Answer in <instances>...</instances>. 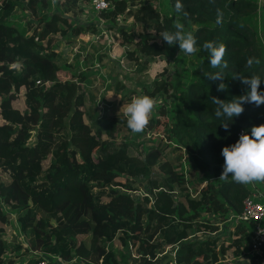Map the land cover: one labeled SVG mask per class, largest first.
<instances>
[{"label":"trees","instance_id":"16d2710c","mask_svg":"<svg viewBox=\"0 0 264 264\" xmlns=\"http://www.w3.org/2000/svg\"><path fill=\"white\" fill-rule=\"evenodd\" d=\"M85 1L89 2L57 0L62 12H47V0H0V171L9 176L7 181L0 178V221H8L4 202L17 211L29 243L23 251L30 253L23 263H16L24 253L14 257L8 251L22 247H11L0 227V264H37L44 253L58 255L67 264H161L168 248L175 254L173 264H227L225 259L246 251L251 253V264H264V243L254 252L243 222L235 224L227 237L195 234L215 232L220 226L201 212L222 219L237 214L243 198L264 183L245 186L231 177L219 178L223 147L236 142L240 127L251 133L254 125L264 124V105L245 103L244 112L229 121L226 131L224 118L216 117L212 103V97L231 101L243 95L248 90L243 76L253 73L261 77L264 92V49L249 22L259 8L264 13V0H181L180 21L185 26L197 24L192 31L197 59L186 83H180V77L170 78L167 67L158 73L154 62L155 56L172 55L178 44L169 46L161 38L123 27L113 32V43L114 39L134 43L128 55L136 70L149 63L154 67L155 75L149 72L150 81L142 83V90L150 96H170L172 90L175 94L170 105H160L158 117L150 118L151 124H163L166 141L149 146L143 159L129 153L126 141L113 139L115 128L127 127L123 112L105 113L102 124L99 115L94 123L85 120L90 110L85 89L88 72L80 71L75 81L72 67L63 64L52 42L57 33L73 41L94 29L91 24L75 25L70 17V11ZM113 1L114 7L99 11L100 17L114 20L126 13L141 30L155 31L171 29L177 19L176 0H170L171 15L163 17L151 0ZM19 5L32 15L41 14L30 32L9 20ZM217 8L223 12L219 24ZM211 40L225 44L227 68L211 67L203 48ZM219 71L228 85L222 92L217 90L220 81L206 76ZM117 81L116 91L124 85ZM182 147L189 164L206 181L194 192L179 170ZM154 166L157 172L147 180L151 194L136 200L128 193L134 188L132 179L140 172L149 176ZM116 236L122 246L118 253L106 245ZM32 251L38 254L31 255Z\"/></svg>","mask_w":264,"mask_h":264},{"label":"rangeland","instance_id":"374dc122","mask_svg":"<svg viewBox=\"0 0 264 264\" xmlns=\"http://www.w3.org/2000/svg\"><path fill=\"white\" fill-rule=\"evenodd\" d=\"M153 2V0H151ZM261 2V0H258ZM48 6L47 12H53L58 11L62 12V9L57 2V0H47ZM154 3V2H153ZM155 4V3H154ZM156 5V4H155ZM161 7L157 6L159 8V11L161 13V16H170L169 13H165L163 1L160 3ZM44 11V10H43ZM262 11L261 8L258 9L257 15L251 17L249 20L250 25L253 26L255 29L256 35L258 37V41L260 42V47L264 49V13L260 12ZM41 13V12H40ZM121 17H119L118 20L116 18L114 20H109L106 18L100 17L99 11H96L94 7L87 1L83 2L81 5L77 8H75L74 11H70V17L71 20L75 25L77 24H91L94 29H90L80 35L77 36L76 39L73 41H67V37L64 35H61L57 33V37L52 41L56 43V47H63L65 48L66 53H62L61 60L64 62L63 64L67 65L68 68L72 67L73 73L75 74L74 80L79 81L80 71H87L88 75L86 77V86L85 89L87 91V95L89 101L93 99V102H95V98L99 99V101H102V106L98 105L95 110H97L96 114L93 112L92 104H88L87 107H89V114L86 115L88 122L95 121L94 116L99 115V119L101 124L104 123V114H110L113 112L114 109L117 111L120 110L121 106L124 104V102H130V99L133 95H139L141 93L146 94L142 89V83L148 84L149 83V72L153 70V66L151 63L147 65V67L143 70H136L137 64L133 59L129 58L128 52L132 51L134 49V43H121V40H115L113 43V32H117L119 28L123 27L126 29H130L135 34L139 31L148 33L147 35L153 36L154 39L161 38L159 36L160 31H155L152 28H143L141 30V26L134 21V19L129 18L130 15L126 13H121ZM41 14H30L29 9L24 8V6H18L12 13L10 17V21L15 23L18 28L21 31L30 32L38 23L39 17ZM100 21H103V27L105 28L106 33H100L101 30V23ZM112 23H111V22ZM197 26L196 22H189L188 25L185 26L186 31H193V29ZM28 30V31H27ZM116 33V34H117ZM153 33H156L153 35ZM117 38V37H116ZM74 48V49H73ZM180 48H175L174 53L172 55H158L155 56L156 59L154 60L156 68L158 73H160L165 67L168 68V76L170 78L180 77V83H186L187 81L191 80V71L192 67L194 65V62L196 61V56L194 55H185L184 53H180ZM92 52V53H91ZM97 52V53H96ZM96 55L100 56L102 55V59L99 60ZM90 54L93 55V58L88 57ZM85 55V57H84ZM114 56V57H113ZM88 57V58H87ZM153 57V58H155ZM69 58V61H68ZM83 58L84 62L81 64L80 59ZM152 58V59H153ZM151 59V60H152ZM79 60V61H78ZM94 60H96L94 62ZM85 64L87 65V69L90 68V65H92L91 70L93 72H90L89 70H84ZM97 65V66H96ZM96 67H98L99 74H96ZM102 70V72H101ZM103 74V75H102ZM152 75H155L153 72H151ZM121 81L123 85V88L119 85V89L117 84L118 81ZM108 86H111L112 91H116L110 95H112L110 98L106 96V88ZM116 88V89H115ZM120 90V91H119ZM115 94V95H114ZM148 95V94H147ZM119 96L123 97L124 99L119 98ZM150 96V95H149ZM155 101V107L154 110L150 116L151 117H158L159 115V107L163 103H167L170 105L171 101L175 99V94L173 90L170 93V96L167 94H161L158 93L154 96H150ZM170 107V106H169ZM104 115V116H103ZM103 116V117H102ZM163 117V116H162ZM152 125V126H151ZM163 124L161 122L151 124V120L148 124V126L145 128V130L142 133L139 134H133L129 128L126 126H119L118 128H115L116 131H114L113 139L116 142H122L126 141L129 153L132 155L137 156L140 159H143L145 156V153L147 151V148L151 145H156L158 143H163L166 141V137L164 135ZM104 138H108V136L105 134L103 135ZM183 156H186V153L184 151V148L182 147L180 149V157L178 159V165L179 170L183 171L186 175V178L188 180V184L193 188L191 191H196L199 187L202 185L204 186L206 184V181L202 179V173L198 172L196 168L191 164L181 165V158ZM157 170L155 169V166L153 167L151 174L148 176L144 174L143 172H140L136 177L132 179L134 181L133 187L129 188L128 193L134 197L136 200L141 199L144 194L149 192V183L147 182L148 178L150 176H153ZM0 178L3 180H9V176L7 173L0 171ZM200 179L201 181H198ZM147 183V184H146ZM257 182H254L252 184H256ZM250 184V185H252ZM199 185V186H198ZM198 186V187H196ZM256 185L255 187H257ZM260 186V185H259ZM258 186V187H259ZM196 187V188H195ZM260 190L263 189L261 186L259 187ZM118 189H124L123 186H119ZM195 194V193H194ZM177 195V192L175 193ZM3 209L5 212L8 213V221L3 222L0 221V227H2L4 230L2 232L3 236L8 240V243L11 245V247L15 245H21V250H9L7 255H13L16 257L15 254H21L24 253L22 256L19 255L18 258H16V263H23L24 260L28 257H30V253L27 254V252L23 251L24 249H29V243L27 241V236L25 233L21 230L19 223L17 221V211L10 209L8 207V204L2 203ZM210 211H203L201 214L206 216ZM222 218L220 216H214L212 217V221L218 223L220 225V221ZM232 224V227L235 225L234 223L230 222ZM248 228H250L252 225L247 222H243ZM262 225L264 226V219ZM230 227V225H229ZM228 227V228H229ZM232 227L230 228V231L232 230ZM220 229V228H219ZM218 229V230H219ZM215 232V234L218 233ZM221 231V230H220ZM219 231V232H220ZM208 232L206 230L202 232H195L196 235L199 237L204 236ZM209 234V233H208ZM119 235V234H118ZM222 238V234H217ZM106 245L109 248H113L117 253L122 249V246L119 242L118 237L116 236L112 241L106 242ZM132 253H136L135 247L130 248ZM31 251V250H30ZM171 251V248H168L166 252ZM35 255L38 254V251H32L31 252ZM47 260H49L52 264H67L65 261L61 260V258L58 255H52L49 253L42 254ZM161 264H171L169 262L167 263H161Z\"/></svg>","mask_w":264,"mask_h":264},{"label":"clouds","instance_id":"9594fccd","mask_svg":"<svg viewBox=\"0 0 264 264\" xmlns=\"http://www.w3.org/2000/svg\"><path fill=\"white\" fill-rule=\"evenodd\" d=\"M175 11L177 19L171 29L159 32L162 41L169 46L179 45L180 53L194 55L197 49L196 37L191 31L185 30V24L179 19V14L183 11L181 0H176ZM217 23H221L223 12L217 8ZM187 16V13H184ZM156 33H153L155 35ZM204 50L209 55V63L213 69L227 68L224 61L226 46L224 43L214 40L205 41ZM259 63V61H256ZM253 60H248L251 67ZM206 76L212 80H219L218 91H225L228 85L224 82L225 76L222 71L207 73ZM233 78H239L235 76ZM262 79L259 75L252 74L243 76L242 83L248 86V90L241 96L233 98L231 101L221 100L219 97H212V103L216 105L215 115L217 118H224L223 127L229 130V121L240 116L244 112V104L264 105V92L260 91ZM110 95L109 97H111ZM119 98L124 99L119 96ZM155 101L147 94L133 95L130 102H124L118 115L123 112L127 127L133 134L142 133L150 122V116L154 110ZM120 116V115H119ZM224 157L223 171L219 177L226 180L231 177L232 181L241 185H249L254 182H264V124L254 125L251 133L242 132L239 139L222 149ZM254 215V213H251ZM264 231V230H262Z\"/></svg>","mask_w":264,"mask_h":264},{"label":"built area","instance_id":"2783aa9c","mask_svg":"<svg viewBox=\"0 0 264 264\" xmlns=\"http://www.w3.org/2000/svg\"><path fill=\"white\" fill-rule=\"evenodd\" d=\"M156 2V0H153ZM89 3L94 7L96 11H104L114 7L113 0H89ZM101 25L100 33H106L105 28L103 27V21H100ZM111 22V21H110ZM112 23V22H111ZM40 81L37 80V83ZM102 101H97V105L102 106ZM242 132H247L246 129L242 126L240 127L235 136V140L239 139V136ZM184 148L186 156L181 158L180 166L189 164L188 154ZM186 176V175H185ZM196 194V193H195ZM251 213H254L251 214ZM264 219V192L260 190L258 187H254L250 194L246 195L242 200V209L237 214L231 215L232 223L237 224L240 222L250 223L252 226L250 228L247 227V232L250 233L249 240L251 242V249L254 252H259L262 243H264V226L262 225ZM227 264H239L235 261V259H225ZM37 264H52L49 260H47L44 256L39 258Z\"/></svg>","mask_w":264,"mask_h":264},{"label":"crops","instance_id":"0c3cea01","mask_svg":"<svg viewBox=\"0 0 264 264\" xmlns=\"http://www.w3.org/2000/svg\"><path fill=\"white\" fill-rule=\"evenodd\" d=\"M161 1H163V5H164V10H165V13L167 12V13H169L170 12V15H171V9H170V6H169V3H170V0H156V2H154L155 4H156V6H159V7H161V5H160V3H161ZM159 9V8H158ZM122 15V14H121ZM121 15L119 16V17H121ZM119 17L118 18H116V20H118L119 19ZM129 18H131V16H129ZM77 38V37H76ZM75 38V39H76ZM55 45H56V43H55ZM74 49V48H73ZM57 50L60 52V54H62V53H66L65 52V48H63V47H57ZM92 53V52H91ZM97 53V52H96ZM96 53H95V56L97 57V55H96ZM84 57H85V55H84ZM114 57V56H113ZM93 58V57H92ZM98 58V57H97ZM68 61H69V58H68ZM79 61V60H78ZM96 60H94V62H95ZM84 62V59L83 58H81L80 59V63L82 64ZM97 66V65H96ZM85 67L87 68V65L85 64ZM90 68H92V65H90ZM90 68L89 69H87V70H89L90 71ZM85 69V68H84ZM98 70V67H96V74H99L100 73V71L98 72L97 71ZM91 72H93V71H91ZM101 72H102V70H101ZM94 73V72H93ZM103 75V74H102ZM83 82V81H82ZM114 92H116V91H114ZM113 91H112V88H111V86H108L107 88H106V96L108 97V98H110L109 96H110V94H112V93H114ZM115 95V94H114ZM90 102H91V104L93 105L92 106V108L94 109V108H96L98 105H97V99L95 98V102H93V99H91L90 101H89V99H88V97H87V99H86V106H88V104H90ZM88 109H89V107H88ZM97 109V108H96ZM93 112H94V114H96V112H97V110H93ZM87 116L85 115V120H87V118H86ZM94 118H97V117H94ZM260 186H262V187H264V183H261L260 184ZM233 213H229L228 215H226L225 216V218L224 219H222L219 223H220V226H219V230H218V233L217 234H222L221 236H224V237H227L228 236V234H229V232H230V228L232 227V224L230 223V222H232V220H231V215H232ZM206 217H209L211 220H212V217H214V215H213V213L212 212H210V213H208L207 215H206ZM229 225H230V227H229ZM229 227V228H228ZM221 230V231H220ZM220 231V232H219ZM215 232H217V231H215ZM215 232H208L207 234L208 235H212V236H215V235H217V234H215ZM207 234H205V235H207ZM250 255H251V253L250 252H248V251H246V253H244V254H241V255H239V256H233L232 258L233 259H235V261L237 262V263H239V264H251L250 263V261H249V257H250ZM170 263V262H169Z\"/></svg>","mask_w":264,"mask_h":264},{"label":"water","instance_id":"95a60500","mask_svg":"<svg viewBox=\"0 0 264 264\" xmlns=\"http://www.w3.org/2000/svg\"><path fill=\"white\" fill-rule=\"evenodd\" d=\"M166 254H167V256L163 260V263L170 262L171 264H173L175 262V254L171 251L166 252Z\"/></svg>","mask_w":264,"mask_h":264}]
</instances>
